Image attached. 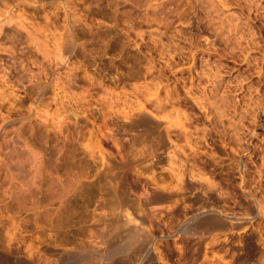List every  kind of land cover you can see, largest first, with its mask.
<instances>
[{"label":"rangeland","instance_id":"rangeland-1","mask_svg":"<svg viewBox=\"0 0 264 264\" xmlns=\"http://www.w3.org/2000/svg\"><path fill=\"white\" fill-rule=\"evenodd\" d=\"M0 264H264V0H0Z\"/></svg>","mask_w":264,"mask_h":264}]
</instances>
